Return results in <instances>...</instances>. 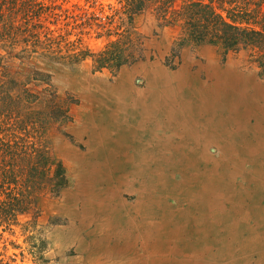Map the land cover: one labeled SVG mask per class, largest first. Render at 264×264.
Returning a JSON list of instances; mask_svg holds the SVG:
<instances>
[{"label": "rangeland", "instance_id": "374dc122", "mask_svg": "<svg viewBox=\"0 0 264 264\" xmlns=\"http://www.w3.org/2000/svg\"><path fill=\"white\" fill-rule=\"evenodd\" d=\"M63 7L66 27L50 28L79 49L119 38L87 24L118 0ZM125 27L131 64L47 70L56 98L37 106L47 117L34 134L50 149L51 180L28 213L0 224V264H264V79L246 53L183 43L151 10ZM142 104L153 116L139 123ZM134 123L145 124L139 139L125 132Z\"/></svg>", "mask_w": 264, "mask_h": 264}, {"label": "trees", "instance_id": "16d2710c", "mask_svg": "<svg viewBox=\"0 0 264 264\" xmlns=\"http://www.w3.org/2000/svg\"><path fill=\"white\" fill-rule=\"evenodd\" d=\"M66 2L0 0V224L7 226L29 212L51 180L50 149L34 134L37 118L47 117L37 106L48 107L56 98L47 70L86 58L94 71L131 64L135 38L125 26L135 15L151 10L162 25L178 24L188 45H207L223 55L244 52L264 79V0H118L119 9L102 22L87 20L119 37L97 53L79 49L80 40L69 43L62 27L50 28L66 27Z\"/></svg>", "mask_w": 264, "mask_h": 264}, {"label": "bare ground", "instance_id": "6f19581e", "mask_svg": "<svg viewBox=\"0 0 264 264\" xmlns=\"http://www.w3.org/2000/svg\"><path fill=\"white\" fill-rule=\"evenodd\" d=\"M217 72H218V71H217ZM227 73H228V72H227ZM231 73H232V72H231ZM211 75H212V74H211ZM229 75H231V74L229 73ZM226 76H227V74H226ZM236 77H237V76H236ZM214 78H216V77H214ZM216 80H217V79H216ZM228 80H230V79H229V78L224 79V84H226V83L228 82ZM216 82H217V81H216ZM239 82H240V81H239ZM239 82H238V83H239ZM228 84H229V83H228ZM233 85H234V84H232V85L230 84V85H226V86L224 85V86H225L226 88H231V89H232V88H234ZM221 88H222V87H221ZM243 89H247V88H245V86H244ZM221 90H222V89H221ZM225 93H226V91H225ZM159 94H160V93H159ZM156 98H157V99H156L155 108H156L157 111H155V113H156V112L159 113V110L161 111L162 108H163V106L161 107V104H162V103H160V102H161V101H160V98H159L157 95H156ZM210 98H211V97H210ZM154 101H155V100H154ZM184 102H185V101H184ZM180 103H181V102H180ZM166 104H167V102H166ZM142 105H143V107H144V104H142ZM162 105H163V104H162ZM148 106H149V105H148ZM170 106H171V105H170ZM181 106H182V105H181ZM149 107H150V106H149ZM182 107H185V106H182ZM146 108H148V107L146 106ZM143 109H144V108H143ZM143 109H142V114H141V116H142V117H145V115H147V114H149V113H148V109H144V110H143ZM168 109L170 110V108H168ZM172 110H174V108H172ZM177 110H178V109H177ZM152 111H153V110H152ZM164 111H165V110H164ZM166 111H167V110H166ZM174 111H175V110H174ZM186 111H187V110H186ZM179 112H180V109L177 111L176 114L180 115ZM208 112H209V111H208ZM150 113H151V112H150ZM157 113H156V114H157ZM163 113H164V112H163ZM182 113H184V112L182 111ZM192 113H193V112H192ZM204 113H205V112H204ZM184 114H185V113H184ZM157 115H158V114H157ZM187 115H188V114H187ZM205 115H207V114H205ZM164 116H165V115H164ZM167 116H168V115H167ZM185 117H186V116H184V119H185ZM153 118H154V117H153ZM153 118H152V119H153ZM145 119H146V118H145ZM165 119H167V118H165ZM169 119H170V118H169ZM172 119H173V118H172ZM174 119H176V118H174ZM207 119H208V118H207ZM196 120H197V119H196ZM144 121H145V120H143V122H144ZM156 121H158V120H156ZM167 121H168V120H167ZM192 121H193V120H192ZM193 122H194V121H193ZM206 122H207V121H206ZM206 122H205V123H206ZM166 123H167V122H166ZM191 123H192V122H191ZM147 124H148V123H147ZM151 124H152V123H151ZM151 124H150V125H151ZM187 124H189V123H187ZM181 125H182V124H181ZM185 125H186V124H185ZM196 125H197V124H196ZM151 126H152V125H151ZM151 126H150L149 128H151ZM157 127H158V125H157ZM139 128H140V127H139ZM149 128H148V129H149ZM172 128H174V127H172ZM151 129H152V128H151ZM153 130H154V129H153ZM172 131H175V130H172ZM192 131H193V129H192ZM177 132H178V131H177ZM179 132H180V131H179ZM179 132H178V133H179ZM190 132H191V131H190ZM205 132H206V131H205ZM192 133H193V132H192ZM183 135H184V134H183ZM207 136H208V135H207ZM154 138H155V137H154ZM135 139H136V137H135ZM151 143H152V142H151ZM149 144H150V143H149Z\"/></svg>", "mask_w": 264, "mask_h": 264}, {"label": "crops", "instance_id": "0c3cea01", "mask_svg": "<svg viewBox=\"0 0 264 264\" xmlns=\"http://www.w3.org/2000/svg\"><path fill=\"white\" fill-rule=\"evenodd\" d=\"M144 109H146V108L144 107ZM152 116H153V114H152ZM152 116H151L150 114H147V115H145V117H142L138 122L140 123L142 120H145L144 122H147V120L150 119V117H152ZM147 117H148V118H147ZM145 118H146V119H145ZM155 119H157V118H156V115H155ZM156 123H158V122L156 121ZM134 124L136 125L137 123H134ZM133 128H138L139 131L142 133V132L145 130V124H144L143 129H141V127L139 128L138 125H136V126L128 127L127 130H125V132L130 131V129H131V130H134ZM164 130H165V129H164ZM134 131H135V137H136V136H137V135H136V132H138V130H134ZM133 137H134V136H133ZM136 139H139V137L137 136ZM130 141H131V142H134L133 144H135V140H130V139H129V142H130ZM148 145H149V144H147V148H148ZM142 147L146 149L145 146L142 145Z\"/></svg>", "mask_w": 264, "mask_h": 264}]
</instances>
